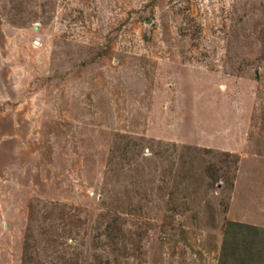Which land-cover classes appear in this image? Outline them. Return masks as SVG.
Returning <instances> with one entry per match:
<instances>
[{
	"label": "rangeland",
	"instance_id": "rangeland-1",
	"mask_svg": "<svg viewBox=\"0 0 264 264\" xmlns=\"http://www.w3.org/2000/svg\"><path fill=\"white\" fill-rule=\"evenodd\" d=\"M264 224V0H0V264H218Z\"/></svg>",
	"mask_w": 264,
	"mask_h": 264
},
{
	"label": "trees",
	"instance_id": "trees-1",
	"mask_svg": "<svg viewBox=\"0 0 264 264\" xmlns=\"http://www.w3.org/2000/svg\"><path fill=\"white\" fill-rule=\"evenodd\" d=\"M218 264H264V227L228 220Z\"/></svg>",
	"mask_w": 264,
	"mask_h": 264
},
{
	"label": "crops",
	"instance_id": "crops-1",
	"mask_svg": "<svg viewBox=\"0 0 264 264\" xmlns=\"http://www.w3.org/2000/svg\"><path fill=\"white\" fill-rule=\"evenodd\" d=\"M261 227H264V224L260 225Z\"/></svg>",
	"mask_w": 264,
	"mask_h": 264
}]
</instances>
